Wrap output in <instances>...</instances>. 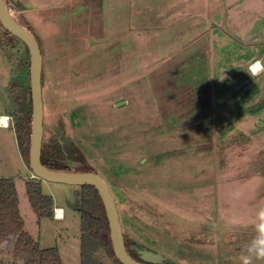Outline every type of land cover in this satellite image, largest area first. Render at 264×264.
Segmentation results:
<instances>
[{"label":"rangeland","instance_id":"1","mask_svg":"<svg viewBox=\"0 0 264 264\" xmlns=\"http://www.w3.org/2000/svg\"><path fill=\"white\" fill-rule=\"evenodd\" d=\"M11 1L41 43L43 142L104 178L124 232L140 244L132 247L162 254L163 264H241L264 207V71L251 76L244 63L253 51L264 62V0ZM30 61L0 22V108L10 107L13 124L31 89ZM246 90L255 91L240 107ZM16 140L0 129L12 164ZM71 186L43 185L67 209L56 222L37 216L17 178L24 229L58 247L64 264H81ZM97 257L116 264L103 250Z\"/></svg>","mask_w":264,"mask_h":264},{"label":"trees","instance_id":"2","mask_svg":"<svg viewBox=\"0 0 264 264\" xmlns=\"http://www.w3.org/2000/svg\"><path fill=\"white\" fill-rule=\"evenodd\" d=\"M5 1L11 10L10 0ZM16 6L20 12L25 9L21 3H17ZM25 26L35 35L30 25ZM7 33L14 36L9 31ZM254 91L248 90L238 105L241 107L246 104ZM26 94L27 99H25L22 113L15 116L14 126L20 151L29 166L33 113L32 94L29 86ZM225 119V116H220L217 124L222 123L223 125ZM222 129L225 128H220V130ZM64 158V151L61 147L43 142L41 159L44 165L52 169L68 170L69 166ZM69 158L75 161L83 160L81 156L71 154H69ZM25 188L31 207L37 216L39 218L52 217L54 214V199L51 194L43 192L42 179L38 177L27 178ZM74 188L76 201L73 206L81 212V264H104L97 257L99 250H103L116 264H123L114 252L110 224L99 191L92 185H79L74 186ZM24 226L25 221L20 213L15 179L0 176V243L5 240L8 241L6 246L0 247V264H63L58 247L41 246L40 242L24 229ZM124 238L130 255L143 262L135 248L132 247V245L140 246V244L132 241L125 232ZM7 253L12 255L11 260L4 259L3 256Z\"/></svg>","mask_w":264,"mask_h":264},{"label":"water","instance_id":"3","mask_svg":"<svg viewBox=\"0 0 264 264\" xmlns=\"http://www.w3.org/2000/svg\"><path fill=\"white\" fill-rule=\"evenodd\" d=\"M0 21L7 31L26 44L30 52V86L33 113L29 168L32 170L33 175L48 182L65 183L72 186L92 185L96 187L106 208L115 255L123 264H163L166 262V258L162 254L154 252L147 247H135L143 262L136 260L130 255L125 243L124 230L116 200L108 184L99 173L79 171L77 167L80 163L70 159L66 153L64 161L69 166L68 170L52 169L43 164L41 159L44 136L42 48L38 39L29 28L15 18L5 0H0Z\"/></svg>","mask_w":264,"mask_h":264},{"label":"crops","instance_id":"4","mask_svg":"<svg viewBox=\"0 0 264 264\" xmlns=\"http://www.w3.org/2000/svg\"><path fill=\"white\" fill-rule=\"evenodd\" d=\"M254 1H257V0H253V2ZM19 3H21V2H19ZM179 10H183V7H180ZM200 20L201 19H195L196 22H199ZM253 42H255V41H251L250 43H253ZM256 60L262 61L259 57H257L255 51H253V53H252L251 56L249 54H246L245 55L244 63H245V65H247L248 70H249L250 64L252 62L256 61ZM240 68H241V66L239 68H237V70L240 69ZM10 111H11L10 110V107H7L6 110L0 108V129L1 128H4V129L11 128L12 131L16 132L15 126H14L13 122L11 121L12 118H11V114L9 113ZM4 117H6L7 120H4L3 119ZM16 141H17V146H18L17 150L19 151V153H21L20 148H19V145H18V140H16ZM4 142H5L4 144H6V141H4ZM2 145H3V143L0 141V147ZM0 171H1L0 176L13 177L15 179L16 186H17V178L23 179L24 180V183H25V180L27 178L35 177L33 175L32 170L26 164L22 153H21V157L19 156V162L14 163V164L10 163L7 160V158H5L2 154H0ZM45 183H50V182H47L45 180H42V189H43V185ZM71 187H74V186H71ZM71 189H74L72 191L75 193V188H71ZM48 194H51L53 196V199H54V214H53L52 217H49V218H52L56 222H59V221L64 220L66 218V216H67V209L65 208L64 204H62L60 202H57V200H56V198H55V196H54L53 193H48ZM62 260H63V257H62Z\"/></svg>","mask_w":264,"mask_h":264},{"label":"clouds","instance_id":"5","mask_svg":"<svg viewBox=\"0 0 264 264\" xmlns=\"http://www.w3.org/2000/svg\"><path fill=\"white\" fill-rule=\"evenodd\" d=\"M261 71H264V62L256 60L250 64L249 73L251 76H256ZM229 223L237 225V218L231 217ZM253 227L255 236L248 244L245 253L239 256L241 264H255L256 261H264V207L256 213ZM7 243V240L3 241L0 243V247L6 246Z\"/></svg>","mask_w":264,"mask_h":264},{"label":"bare ground","instance_id":"6","mask_svg":"<svg viewBox=\"0 0 264 264\" xmlns=\"http://www.w3.org/2000/svg\"><path fill=\"white\" fill-rule=\"evenodd\" d=\"M3 119H4V120H7V118H6V117H4Z\"/></svg>","mask_w":264,"mask_h":264},{"label":"built area","instance_id":"7","mask_svg":"<svg viewBox=\"0 0 264 264\" xmlns=\"http://www.w3.org/2000/svg\"><path fill=\"white\" fill-rule=\"evenodd\" d=\"M253 63V62H252Z\"/></svg>","mask_w":264,"mask_h":264}]
</instances>
